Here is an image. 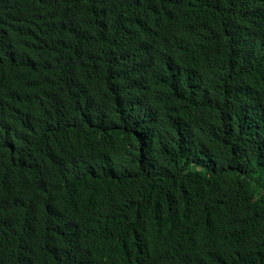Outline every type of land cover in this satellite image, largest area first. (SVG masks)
I'll list each match as a JSON object with an SVG mask.
<instances>
[{
    "label": "trees",
    "instance_id": "1",
    "mask_svg": "<svg viewBox=\"0 0 264 264\" xmlns=\"http://www.w3.org/2000/svg\"><path fill=\"white\" fill-rule=\"evenodd\" d=\"M0 264H264V0H0Z\"/></svg>",
    "mask_w": 264,
    "mask_h": 264
}]
</instances>
